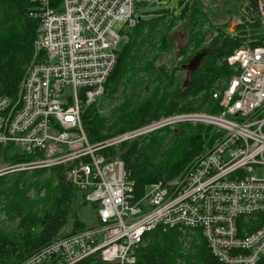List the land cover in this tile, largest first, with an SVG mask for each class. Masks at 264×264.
Instances as JSON below:
<instances>
[{
	"label": "built area",
	"instance_id": "1",
	"mask_svg": "<svg viewBox=\"0 0 264 264\" xmlns=\"http://www.w3.org/2000/svg\"><path fill=\"white\" fill-rule=\"evenodd\" d=\"M32 1L40 6L34 54L16 98H0V145L13 143L34 159L4 165L0 176L58 167L95 207L97 223L52 241L20 264H78L92 256L104 264H134L144 235L158 227L199 229L220 263L257 264L264 257V179L250 173L264 165V39L252 40L246 31L231 35L245 41L226 58L233 74L212 95L220 113L160 116L92 144L83 110L104 96L121 32L137 23L135 6L155 0H62L59 11L48 0ZM199 1L214 27L204 45L220 25L264 21V0L255 10L249 0H239L236 12L235 0ZM184 58L178 51L160 60L178 68L179 83ZM180 123L212 126L222 137L178 181L150 184L137 196L123 161L102 151Z\"/></svg>",
	"mask_w": 264,
	"mask_h": 264
},
{
	"label": "trees",
	"instance_id": "2",
	"mask_svg": "<svg viewBox=\"0 0 264 264\" xmlns=\"http://www.w3.org/2000/svg\"><path fill=\"white\" fill-rule=\"evenodd\" d=\"M249 1L255 10L257 0ZM48 3L51 9L59 11L62 0H48ZM182 3L185 6L177 18L186 21L188 34L179 53L193 56L204 49H212V53L202 59L190 86L186 89L174 86L172 74L165 65L156 62L160 52L172 48L167 42L168 30H162L166 21L176 17L165 18L166 15L161 13L168 11H158L148 20L139 18L133 28L121 32V36H127V41L117 48L116 63L104 87L107 97H113L119 88L123 92L129 89V93L124 94L125 99L114 109L109 120L96 113V103L83 110V128L90 143L133 130L160 116L195 113L206 105L212 114L222 111L212 92L218 81L233 74L226 58L240 46L241 39L224 35V29L218 28L217 36L208 45H203L214 27L198 0ZM39 8V3L32 0H0V98H16L23 70L34 54L40 27ZM144 82L152 84L153 88L140 99L137 90ZM217 135L212 126L180 123L173 130L162 129L102 153L123 161L130 180L134 181L135 193L140 196L151 183L183 176L194 159L211 147ZM0 155L6 165L34 159L13 143L0 145ZM45 172L56 174V183L51 177L43 178ZM39 188L45 190L44 196L36 195L31 199L29 191ZM0 199L4 200L0 211L10 220H18L17 228L12 232H5L0 227V264H20L52 241L90 228L77 216L80 208L86 206L84 198L65 181L58 167L48 171L33 170L30 175L10 173L0 176ZM69 226L72 231H64ZM195 232L197 238L187 242V247L184 242L189 237V230L158 227L146 233L144 245L142 243L135 251L134 264H222L212 256L201 230ZM78 264L104 263L92 256ZM257 264H264V257Z\"/></svg>",
	"mask_w": 264,
	"mask_h": 264
},
{
	"label": "rangeland",
	"instance_id": "3",
	"mask_svg": "<svg viewBox=\"0 0 264 264\" xmlns=\"http://www.w3.org/2000/svg\"><path fill=\"white\" fill-rule=\"evenodd\" d=\"M182 1L183 0H155L152 3H149V4H143V5H136L135 6L134 16L136 17V19L142 18L144 20H148L149 18L155 16L158 11H168V12H165V13H161V14L166 15L165 18L170 17L172 15L176 17L173 20H168V21L165 22L166 27H164V29L162 31L168 30L167 42L172 45V48L170 47L169 51H163V52H160V54H158L157 62H156L157 65H165V64H160V60H161L162 56L164 54H169V53H171L172 55L173 54L175 55L180 50L179 48L186 43V37H187V34H188L187 33V26L185 24L186 21L182 20L180 18H177V17L181 16L182 11H183L184 6H185L184 3H182ZM237 2H239V0H235V12L237 10V7H239V3H237ZM198 3H199L200 6H202V3L199 0H198ZM226 6H227V2L224 4V7H226ZM119 26H120V24H115L114 28L117 29ZM218 28L224 29L223 30L224 35H227L229 37H231V35L234 34L236 31L238 32L239 35H244L245 31H246V33L249 34L248 38H250L252 40L264 39V21L262 19H259L258 17L252 18V20H250V21H246L242 26H237L233 21H230L228 24L220 25ZM227 29H230L229 33L226 32ZM233 39H241L240 40L241 41L240 46L245 41V37L244 36L243 37H233ZM126 41H127V36L122 35L121 38H120V42H119L118 47H120L121 45L125 44ZM183 55L185 56V58L181 62V64L179 65V67H182L181 68V72H180V74H182V77H184L183 66L185 64H187L188 61L194 56V55L191 56L192 54L190 56H188L189 53H187L186 55L185 54H183ZM31 60H32V58L30 59V62H31ZM172 60H173V56H172ZM28 64L25 66L23 71H25V69L28 66ZM164 67L169 71V74L170 73L172 74V79H173L174 86H179V87L182 88V84H183L185 79L181 83L178 82L177 77H176V74L179 73V72H176L178 70V68H175V67H173L171 65H165ZM228 79L229 78L218 81L215 84V90L212 92V95L214 93L220 91L226 85ZM152 88H153L152 84L144 82L143 86L140 89L137 90L138 91L137 95H139L140 99H143V98H145L148 95V93L152 90ZM69 92H70L69 89H67L66 93H69ZM128 93H129V89H126L125 92H123V89L119 88L116 93L112 94L113 97H107V96L101 97L100 99L97 100L95 108H94L96 110V113L100 117L109 120V118L112 116V113H113L114 109L116 107H118L119 105H121L123 100L125 99L124 98V94H128ZM207 108L208 107L206 105L205 108L202 109L199 112L211 113V112L207 111ZM171 130H173V129H171ZM213 130L218 135H217L214 143L211 145L210 148H208L205 151V153L208 150H210L217 143V141L222 137V133L221 132H219L215 128H213ZM116 135L117 134H115V135L112 134L106 139H109V138L114 137ZM197 158H199V157H196L194 159V161ZM4 165H6V164L3 163L2 156L0 155V167H4ZM31 172L32 171L16 172V173H25L26 175H30ZM16 173H13V174H16ZM250 175H254L257 178L264 179V165L254 166L253 167V172L250 173ZM49 177L53 178L55 183H56V181H57L56 174L51 175L50 172H45L44 175H43V178H49ZM181 177H179L177 179L170 180V181H158V182L175 183ZM154 183H157V182H154ZM151 184H153V183H151ZM44 194H45V190L43 188H39L38 190L31 189L29 191V193H28V196L32 199L36 195L39 196V197H42V196H44ZM3 204H4V200L0 199V209L3 207ZM77 216L88 227L95 226L96 223H97V212H96V209L91 204L88 205L86 203V206L80 208V210L77 213ZM17 223H18L17 219L10 220L5 215L4 212L0 211V227H3L5 229L4 230L5 232L14 231L17 228L16 227ZM71 227H72V225H71ZM185 230L188 231L189 229H185ZM64 231H66V232L70 231L71 232L72 228L70 229V226H69ZM195 238H197L195 230H189V237L185 240L184 246L187 247L186 243L189 242V241H192V239H195ZM142 245H144V242H143Z\"/></svg>",
	"mask_w": 264,
	"mask_h": 264
},
{
	"label": "water",
	"instance_id": "4",
	"mask_svg": "<svg viewBox=\"0 0 264 264\" xmlns=\"http://www.w3.org/2000/svg\"><path fill=\"white\" fill-rule=\"evenodd\" d=\"M189 1L193 2L194 0H189ZM212 51H213L212 49H204L199 51L188 61L187 64L183 66V69L185 71V80L182 84V89H186L188 86H190L192 82V76L199 67L202 59L208 54L212 53Z\"/></svg>",
	"mask_w": 264,
	"mask_h": 264
}]
</instances>
